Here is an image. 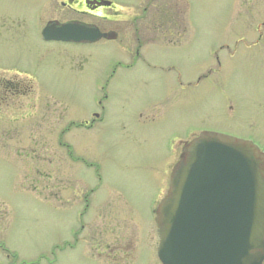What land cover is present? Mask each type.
<instances>
[{
    "label": "rangeland",
    "instance_id": "rangeland-1",
    "mask_svg": "<svg viewBox=\"0 0 264 264\" xmlns=\"http://www.w3.org/2000/svg\"><path fill=\"white\" fill-rule=\"evenodd\" d=\"M62 1L0 0V78L39 93L32 122L11 123L0 108V232L27 259L43 247L44 264H106L94 245L109 232L134 244L130 264H160L153 210L185 144L208 133L264 152V0H104L111 23L60 13ZM147 5L173 44L157 33L144 63L106 84L114 64L131 62L123 47H135ZM75 17L116 27L117 40H41L48 21Z\"/></svg>",
    "mask_w": 264,
    "mask_h": 264
},
{
    "label": "water",
    "instance_id": "water-1",
    "mask_svg": "<svg viewBox=\"0 0 264 264\" xmlns=\"http://www.w3.org/2000/svg\"><path fill=\"white\" fill-rule=\"evenodd\" d=\"M42 37L73 44L107 39L76 24L48 25ZM155 214L161 264H262L264 154L247 141L200 134L183 148Z\"/></svg>",
    "mask_w": 264,
    "mask_h": 264
},
{
    "label": "flooded vegetation",
    "instance_id": "flooded-vegetation-1",
    "mask_svg": "<svg viewBox=\"0 0 264 264\" xmlns=\"http://www.w3.org/2000/svg\"><path fill=\"white\" fill-rule=\"evenodd\" d=\"M155 1L156 0H150L151 4H154ZM148 5L142 9L141 18H136L137 20L141 19L140 21H142V24L138 25L135 22L134 25L133 34L135 36V42L133 44H135V47L132 46V42L128 43V46L123 47L126 48L125 52L130 56L131 62L124 65H122V63L114 64L112 66L111 74L108 75L107 79L105 80L106 84H109L110 80L113 77L112 73L114 74L118 67L131 69L135 67L139 62L144 63V60H142L141 57V51H143V49H145L146 46H148L149 44H153L156 40H158L157 33L158 35H161L162 40L168 45L173 44L171 37H174V35H172V30H170L171 26H168L166 29L167 32H164L162 35L160 32L161 30H164V25L162 26L159 24V13L155 9H150V7L148 8ZM59 6L60 13H72L73 15H78L82 18H86V16H89L91 18H100V14H102L103 11L115 12V8L113 6H110L108 8L97 7L94 0H64L60 3ZM101 18H103L105 22H112L111 19H107L105 17ZM151 19L152 22L150 23ZM133 21L135 20L133 19ZM49 23L55 25L75 23L87 27H93L98 29L101 33L107 35V39L104 41H116L118 38V30L116 27L114 29L110 27L106 28L104 26L101 27L97 24L82 22L78 20L77 17L70 18L68 21L65 22L51 20L48 21L46 25ZM150 29H152L153 32H151L152 30ZM101 41L103 40H100L97 43ZM85 46H88V44H86ZM17 76L18 74L15 75V77ZM204 78V76H201L200 80ZM31 87L32 85L28 82H25L24 80L12 78L7 81L0 78V108H6L9 110L12 116L11 123L32 122V119H36V115L38 116L36 112L33 114V109L36 106V103H33V96L39 97V93L33 92L34 89H32ZM99 90L104 91V87H100ZM39 119L41 122L44 123V105L41 106V113ZM100 120V116H98L97 114H92V119L90 122L91 124H93L96 121ZM73 123L74 122H70L71 125H74ZM84 124L87 125V122H84ZM5 210V204L3 202L0 203V226L4 223L2 220L4 219L3 215L5 213ZM4 229H6V224L4 225ZM133 245L134 244H132V242H130L128 238L122 234L115 236V238L113 239L112 232L105 233V239H95V251H99L100 253L97 256L90 254L88 255V257L89 260L92 259L93 256L97 257L98 259H103L106 264H130V262L133 260ZM21 253V248L10 247V244L8 242V234L6 233V231L0 232V264H44L43 247L38 250V254L33 260L23 257ZM83 256L86 257L85 254H83Z\"/></svg>",
    "mask_w": 264,
    "mask_h": 264
}]
</instances>
